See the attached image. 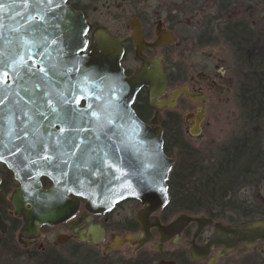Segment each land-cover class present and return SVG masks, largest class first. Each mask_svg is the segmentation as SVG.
<instances>
[{"label":"flooded vegetation","instance_id":"obj_1","mask_svg":"<svg viewBox=\"0 0 264 264\" xmlns=\"http://www.w3.org/2000/svg\"><path fill=\"white\" fill-rule=\"evenodd\" d=\"M164 1V9L108 11L112 27L91 18L92 0H70L69 5L83 13L88 25L84 53L95 47L97 33L103 32L118 39L123 49L121 66L127 76L140 72L145 62L149 71L153 60L160 61L167 79V91L161 99L169 100L173 91H183L173 107H156L150 101L149 87L143 86L133 104L142 121L163 129L165 152V133L173 123L183 139H195L228 114L218 143L209 138L206 155L195 156L201 160L197 166L203 168V186L213 189L215 197H210L202 212L170 201L147 212V206L128 199L97 213L86 209L84 199L73 197L79 200V207L70 219L53 225L37 224L35 231L34 225H28L25 217L17 213L12 201L19 182L0 163V264H208L223 251L222 246L213 245L201 260L192 258L191 248L193 243L201 248L209 244L216 234L214 223L201 228L189 223L162 242L154 227L150 229L152 239L147 241L140 222L168 225L178 222L182 215L202 216L203 222L224 227L264 222V196L258 197L264 184V80L258 84L257 49L233 42L230 35L232 29L256 32L257 28L252 21L232 20L231 16L222 20L229 14L225 9L233 0H213L218 21L213 26L212 14L205 15L206 20L198 28L184 24L181 2L187 0ZM169 156L174 160L169 179L171 175L181 177L191 186L193 182L187 178L190 174L181 171L177 156ZM177 182L181 187V181ZM41 183L45 190L52 184L45 177H41ZM26 206L31 208L29 203ZM90 226L104 228V236L93 241ZM128 235H132L131 240L126 239ZM116 238L121 242L109 250ZM216 264H264V244L258 241L247 246L239 241Z\"/></svg>","mask_w":264,"mask_h":264},{"label":"water","instance_id":"obj_2","mask_svg":"<svg viewBox=\"0 0 264 264\" xmlns=\"http://www.w3.org/2000/svg\"><path fill=\"white\" fill-rule=\"evenodd\" d=\"M68 1L54 0V15L50 13L48 23L36 31L30 29L33 18L40 19L34 0H0L4 6L0 8V59L11 64L4 69L9 73L8 95L3 98L0 113H15L11 129L6 122L0 128V163L19 182L12 201L17 213L25 217L28 225L33 224L35 231L37 224L53 225L70 219L79 207V200L73 197L84 199L90 213L107 211L127 199L138 200L151 212L169 199L167 180L174 160L164 152L163 129L144 123L133 103L143 86L149 87L150 101L156 107H173L183 91L175 90L171 99H161L167 91V79L160 61L153 60L149 71L145 62L140 72L127 76L121 66L123 49L118 39L103 32L97 33L95 47L84 53L88 25L83 13ZM25 61L29 68L20 66ZM41 68L45 72H40ZM37 110L41 115H34ZM23 112L33 120L29 122ZM69 114L75 117L74 122L67 119ZM109 118L114 119L113 125H107ZM162 119L160 116L159 121ZM25 125L26 132L21 130ZM34 126L38 133L34 134ZM37 135L44 144L30 149ZM69 136L72 139L65 143ZM110 144L117 146L115 154ZM44 157L51 159L46 161ZM41 177L52 182L46 190ZM27 203L31 208H27ZM184 219L197 222H180ZM177 221L168 225L140 223L147 241L152 239L150 229L154 227L162 242L189 223H197L200 228L214 223L216 234L209 244L201 248L193 243L191 248L192 258L201 260L213 245L222 246L223 251L208 264H216L239 241L247 246L258 241L264 244V222L224 227L203 222L202 216L187 215ZM89 232L96 241L104 236L105 229L90 226ZM131 238L132 235L126 237ZM120 242L116 238L108 249H115Z\"/></svg>","mask_w":264,"mask_h":264},{"label":"rangeland","instance_id":"obj_3","mask_svg":"<svg viewBox=\"0 0 264 264\" xmlns=\"http://www.w3.org/2000/svg\"><path fill=\"white\" fill-rule=\"evenodd\" d=\"M165 2L166 1L164 0H92V2H90V14L93 20H97L100 24L106 25L107 27H112L113 25L111 24L110 16H108V11H119L122 9L135 11L137 7H146V10H154L159 7L164 9L166 5ZM181 4L183 5L182 17L185 26L187 25L190 28H198L206 20L204 19L205 15L210 14H212L210 19L213 26L218 21L214 16L218 8L213 0H187L181 2ZM228 7L229 6H227V8ZM227 8L225 10L228 11L229 14L223 17L222 20L231 16L232 20L242 19L252 21L257 29L264 26V5L262 0H233L230 7ZM209 26H211V24ZM193 32L196 34L197 31L193 30ZM227 119L228 114H225L221 120L208 128L201 137L195 139L185 137L183 143H185L191 153H195L197 156H205V143L209 138H214L215 143H218L221 135V127L227 122ZM263 196L264 184H262V190L258 197L260 199ZM171 247L172 245H170V248Z\"/></svg>","mask_w":264,"mask_h":264},{"label":"trees","instance_id":"obj_4","mask_svg":"<svg viewBox=\"0 0 264 264\" xmlns=\"http://www.w3.org/2000/svg\"><path fill=\"white\" fill-rule=\"evenodd\" d=\"M262 3L264 5V0H262ZM251 34L253 38H251ZM230 35L232 36L233 42L257 49V68L260 71V74L257 76V81L259 85H262L264 80V26L257 29L256 32H245L241 29H232ZM260 100L261 99L259 98L258 102H260ZM165 141L166 152L169 155L177 156L179 163L182 165L181 171L188 172L190 176L187 178H190L193 182L191 186H187L186 179L171 175L169 179L170 202L184 203L189 209L196 212L204 211L206 202L209 201L210 197H215V195L213 193V189H208L203 186V168L201 166H197L200 165L201 160L195 158L197 154L191 153L185 143H183L184 140L175 128L174 123L171 128H167ZM177 181H181V187H178Z\"/></svg>","mask_w":264,"mask_h":264},{"label":"snow or ice","instance_id":"obj_5","mask_svg":"<svg viewBox=\"0 0 264 264\" xmlns=\"http://www.w3.org/2000/svg\"><path fill=\"white\" fill-rule=\"evenodd\" d=\"M35 4L37 5V8L40 10V19L37 21L35 19V17L33 18L32 22L30 23V29L31 28H35L36 31H40L45 24L48 23V19H49V14H53V5H54V0H34ZM43 5L44 7L43 8H40V6ZM4 6L2 4H0V8H3ZM2 25H0V40L3 39V32H2ZM11 66V64L9 62H7L6 60L4 59H0V105H3L4 104V97H7L8 95V92H7V82H6V78L7 76L9 75V73L7 71H5L4 69H7ZM21 67L23 68H29V66L27 65V62H23L21 65ZM50 70H54V69H50ZM40 72H45V69L41 68L39 69ZM12 72L16 75V76H19V73L16 72V69L15 68H12ZM36 73L33 72L32 73V76H35ZM27 91V90H26ZM35 101H33L34 103ZM17 104L19 103L18 101L16 102ZM53 111H55V109H53ZM23 116L27 117V120L29 122H31L33 120V117L32 116H28V113L27 112H23L22 113ZM15 115V113H10L8 111H5L3 113H0V128L4 127L5 126V122L7 124V126L9 127V129H11V125L13 124V120H12V116ZM34 115H41L38 110L34 113ZM93 116H95V113L92 114ZM67 119L70 120V121H73L75 120V117L71 116L70 114L67 116ZM114 124V119L113 118H109L107 120V125L110 126V125H113ZM105 127V125H102V130L103 128ZM22 131H27V126H23ZM34 134L35 133H38L39 129L37 127L34 126ZM63 131V130H62ZM105 137L106 139L108 138V132L105 131ZM9 135L11 136L12 135V132L11 130L9 131ZM19 134H17L18 136ZM72 137L69 136L67 138H65V143H67L68 140H71ZM97 139H99V137H97ZM39 144L41 146H43L44 142L42 139H40V137L37 135L36 136V140H35V143H32L30 144V149H34L36 147V145ZM112 147V151H113V154L116 153V149H117V146H114V145H109ZM117 160L120 159V157L117 155L115 157ZM44 159L46 161L50 160L51 158L50 157H44ZM114 167V166H113Z\"/></svg>","mask_w":264,"mask_h":264}]
</instances>
